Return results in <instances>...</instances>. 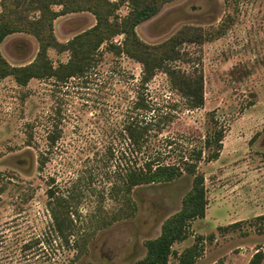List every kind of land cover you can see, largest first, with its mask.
<instances>
[{"label":"rangeland","instance_id":"rangeland-1","mask_svg":"<svg viewBox=\"0 0 264 264\" xmlns=\"http://www.w3.org/2000/svg\"><path fill=\"white\" fill-rule=\"evenodd\" d=\"M128 12V4L118 10L121 16ZM95 24L89 12L68 14L55 21V35L67 43ZM186 27L197 35L179 46L181 60L174 64L203 75V108H188L162 70L144 90L142 65L107 45L88 76L67 84L33 79L22 87L12 77L0 81V264H145L146 242L182 208L191 177L138 187L136 214L106 229L92 232L95 217L121 207L115 189L129 167L148 160L180 163L204 148L216 128L225 133L220 158L199 163L206 217L193 221L188 238L174 249L179 255L196 246V264H250L264 245V0L243 2L237 11L225 0H176L137 33L157 45ZM38 50V41L27 33L8 36L1 46L13 66L31 63ZM49 55L55 65L70 57L55 49ZM139 95L152 110L135 109ZM134 119L142 125L157 121L141 151L125 130ZM55 123L61 136L51 146ZM208 152L204 149L205 157ZM42 155L48 157L43 170ZM50 188L77 198L78 230L92 233L88 252L78 258L51 234ZM170 264H180L179 256Z\"/></svg>","mask_w":264,"mask_h":264},{"label":"trees","instance_id":"trees-1","mask_svg":"<svg viewBox=\"0 0 264 264\" xmlns=\"http://www.w3.org/2000/svg\"><path fill=\"white\" fill-rule=\"evenodd\" d=\"M173 1L176 0H1L0 81L12 77L22 87L28 86L33 79L54 80L60 85L67 84L71 79L88 76L99 65L102 47L107 45L108 51L127 55L142 65L141 86L144 90L157 72L162 70L168 75L172 89L186 100L188 108H203L206 104L203 75L186 73L174 64L181 60L179 46L192 41L191 36L197 35L196 30L186 27L169 41L157 45L144 42L137 33L139 25L158 15L166 4ZM246 1L248 0H225L234 11ZM123 4L129 5V12L121 16L118 10ZM56 6L60 9H56ZM83 12L91 13L96 18V24L67 43L60 42L55 35V21L61 16ZM16 33L32 35L39 44L36 58L24 66H13L1 53L5 39ZM121 35L124 36L122 43H115L114 39ZM50 49L68 51L69 60L55 65L49 55ZM135 109L147 112L152 110V107L143 95H139ZM156 122L151 120L145 125L136 119L129 122L125 130L135 150L143 149ZM53 128L54 131L48 136L51 146H54L61 136L59 123H55ZM224 136V130L216 128L213 134L207 136L204 148L194 150L189 157L181 159L180 163L148 160L142 166L129 167L122 175L120 185L115 189L121 207L108 215L96 216L92 232L133 217L138 209L134 200L138 187L173 182L187 175L192 178V184L183 197L182 208L164 221L158 237L146 242L147 255L144 263L170 264L173 256H179L180 264H196L200 256L196 246L179 255L174 246L188 238L193 221L206 217L207 189L205 177L199 172V163L204 158L209 161L220 158ZM30 137L32 138V135ZM204 149L209 150L206 157ZM47 161L48 157L42 155L39 167L41 170L45 168ZM47 195L52 217V236L76 250V258L86 254L92 233L82 234L78 230L76 215L80 213V205L77 198L53 188L47 191ZM262 219L264 220V216L260 217V220ZM263 263L264 245L257 249L250 261V264Z\"/></svg>","mask_w":264,"mask_h":264}]
</instances>
